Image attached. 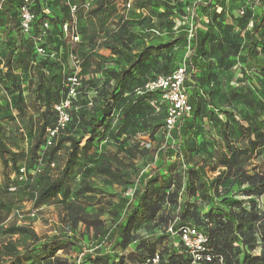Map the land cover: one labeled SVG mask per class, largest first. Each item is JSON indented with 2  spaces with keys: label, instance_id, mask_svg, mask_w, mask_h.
<instances>
[{
  "label": "rangeland",
  "instance_id": "rangeland-1",
  "mask_svg": "<svg viewBox=\"0 0 264 264\" xmlns=\"http://www.w3.org/2000/svg\"><path fill=\"white\" fill-rule=\"evenodd\" d=\"M98 1L100 0H31L27 3L26 0H0V131L8 148L18 157L16 168H12L10 164L4 169L0 163V198L6 206L0 212V264L10 261L5 253V246L14 244L19 251L32 247L33 239L8 233L7 230L15 225L34 229L43 240L60 234L74 237L76 239L74 248L69 253L58 255L61 259H67L68 264H90V256L98 253L109 254L108 264H115L116 256L122 253L119 247H115L107 240L96 239L94 232L89 230L83 222L77 229L73 228V222L67 218V207L64 204L66 192L70 191L71 195L67 202H72L75 192L84 189L82 184L84 178L86 183L96 190V193L84 194L79 206L85 208L87 213L99 212L100 220L103 221L101 227L113 230L114 218L119 213L118 208L132 197L131 193L137 190L140 180L145 175L158 168L160 177L166 178L171 176V171L175 173L178 169L181 158L176 152L175 156L167 159L163 154L167 146L177 145L181 141L183 144L190 143L191 148H188L187 154L183 156H187L193 167L194 165L202 166L208 160L207 146H211V151L223 148L227 153L220 130L210 117L201 123L198 121L195 125L193 114H191L179 122V124L185 123L180 128V138H177L173 132L168 134L165 129L164 106L160 104L163 102L162 96H156L152 102H149L151 110L148 111V119L152 124H161L154 137L149 136L150 131L143 133L141 130L136 133L130 131L121 138L106 135L103 140L96 139L88 160H80V166L88 165L89 167L102 164L107 160L124 172L125 178L122 181L114 182L98 176L87 177L80 174V171H76L71 174L58 198L47 204L38 203V192L48 182L55 180L63 169L69 144L59 145L52 154L48 153L43 161L34 160L31 148L39 127L38 117L42 108L38 98L43 99L47 92L45 89L41 92L37 90L40 73L34 66L30 68V65L26 64L25 57L21 53L28 48L32 49L38 62L49 63L44 66V69L48 77L54 79L47 87L51 97L61 98L63 86L66 88L69 78L75 73L74 60L69 54L70 46L65 43L66 33L49 21L47 23L49 26L46 27L40 15L42 10L47 11L49 16L58 18L59 21L65 16L64 9L68 3H75L80 7L79 12L73 17L75 23L73 35L74 38L79 37L75 41L78 43V48L73 54L78 56L81 64L82 55L92 52L108 59H118L110 51L105 50L103 44L113 41V34L123 26L124 21L129 23L137 44L145 43L154 47H163L160 52L162 56L153 53V57L146 61L145 68L129 84V89L117 103L112 128H116L121 120L119 117L121 108L127 101L143 96L147 91L146 84L163 76L160 73L163 64L173 70V74L176 70L186 67V61L193 54L194 34L202 32L203 36H212L220 42L223 41L225 33H228L230 39L235 42H243L247 38L242 23L245 18L241 13V3L238 0H189L190 2L182 0L185 10L196 3L195 9L191 8L193 17L190 15L186 26L181 23L180 18L172 17L163 7H156L154 1L157 0H150L152 5L140 10L134 9L135 0H129L127 3L123 0H110L106 9L95 14L93 11L97 8ZM166 2L178 6L177 0L173 2L166 0ZM25 4H29L27 8L32 9L35 15L33 33L26 37L21 35L19 25L20 14ZM244 11H251L253 16L252 20L251 18L248 20L247 32L252 30L263 44L264 20L259 19L264 18V0L245 5ZM252 21L257 22L255 30L251 27ZM91 39H93L92 43L88 44ZM18 42L22 44L19 52L16 47ZM41 46H44L46 51L43 56L38 53V48ZM263 47L264 45H261L258 49L259 53L255 56V60L248 58L245 51L234 54V51L226 47L224 51L222 48H217V56H213L210 62L206 63L200 59L195 63L194 75L197 78L204 76L208 68L212 69V75L209 78L210 85L215 89V92L211 94L215 106L210 105L209 112L218 114L226 120L225 110L229 108L227 105L232 90H241L245 86L252 88L261 86L260 83L264 80ZM12 52H14V61L11 65V73L17 78L21 93L15 92L14 84L6 74L8 69L6 62ZM226 63L231 65L230 69L224 68ZM109 67L117 68L114 64L109 63L107 66L100 62L86 67L83 64L81 66L79 75L81 83L89 91L88 101L82 102L87 101L88 108L92 112L104 105L100 99H95L97 95L93 93L95 92L93 86L99 91L103 89L106 78L102 69ZM198 86L196 80L189 76L186 88L190 102H193L199 92ZM18 95L20 99L16 100ZM83 104L81 103L82 106ZM193 105L195 107L194 102ZM242 108L243 106H239L238 110ZM238 110H233V114ZM238 118L239 125H246L240 117ZM233 126L237 128L238 125L233 123ZM97 128L98 131H104L100 124ZM84 129L85 127L81 125L70 126L63 137L70 135L78 138L84 134ZM88 136L89 134L85 135L84 142ZM233 145L242 147L238 137L233 139ZM169 152L167 153L170 154ZM255 164L256 160L253 159L252 165ZM23 168L26 169V176L19 173ZM249 169L251 170L252 167ZM206 170L210 178L219 172L218 170L213 173L212 167ZM228 190L230 191L228 196L244 200L238 185L226 189L225 192ZM185 199L192 201L202 214L216 209L222 201L214 198L212 203H208L198 194L191 197L187 194ZM125 212L126 210H123L121 216H124ZM179 223L180 220H175V224L179 225ZM152 228L151 231L142 229L139 234L146 238L154 235L163 236L157 227Z\"/></svg>",
  "mask_w": 264,
  "mask_h": 264
},
{
  "label": "trees",
  "instance_id": "trees-1",
  "mask_svg": "<svg viewBox=\"0 0 264 264\" xmlns=\"http://www.w3.org/2000/svg\"><path fill=\"white\" fill-rule=\"evenodd\" d=\"M109 1H98L97 8L93 12L97 14L106 9ZM123 1L127 3L129 0ZM171 1L173 2L174 0ZM181 1L177 0L178 6L169 4L166 0H157L154 1V4L156 7H163L172 17L177 19L184 15V3ZM238 2L241 3V7L246 5L240 0ZM68 5L64 9V18L59 21L58 18L49 16L45 10H42L40 15L44 25L49 21L63 30L64 25L69 24L71 29L66 35L65 43L70 46L69 54L72 57L74 55L73 52L78 48V43H75L73 39L72 30L75 27V23ZM133 5L135 10H140L150 7L152 4L150 0H135ZM244 18L245 20L242 23L247 38L243 42L231 40L228 33H225L223 41L220 42L212 36H203L202 32H197L193 35L195 44L192 48L193 54L185 63V86L189 76L193 77L196 80V84L199 85V92L193 100L195 107L193 102L189 100L193 106L194 123L197 125L198 121L201 123L205 119H209V117L212 118L220 130L224 149L227 150V153L224 152L223 148L211 151V146L206 144L208 160L202 166L194 165L193 167L187 156H183V154H187L188 148H191L189 146L190 143L183 144L181 141L177 145L164 148L165 152L163 154L167 159L175 156L176 152L178 153L181 158L178 163V169L175 173L171 171V176L166 178L160 177L158 168L145 175L140 180L139 187L134 192V195L122 207L118 208L119 213L114 218L113 230L101 227L103 221L100 220L99 212L95 214L87 213L85 208L81 205L79 206L84 194L93 195L96 193V190L86 183L84 178L82 180L84 189L75 192L72 202H67L71 196L70 191L64 194L67 218L73 222L74 229H77L79 224L83 222L89 230L94 232L96 239L107 240L115 247L121 249L122 253L116 256L115 264H153V259L158 253L160 256L159 264H190L192 260L191 254L184 247L181 235L178 234L179 229L186 226L198 228L205 234L208 239L209 249L215 256L222 257V264H264V80L258 88L245 86L241 90H232L228 100L229 104L227 105L229 108L225 110V117L227 118L224 120L218 114L214 115L208 111L210 105L215 106L211 97L215 89L210 85L209 78L212 75V69L208 68V72L200 78L194 75V71H196L195 63L200 59L206 63L210 62L213 56H217V48H222V51H224L226 47H229L228 49L234 51V54L245 51L248 58L255 60V56L259 53L258 49L264 43H260L257 34L253 33L252 30L247 32L248 20L250 18L251 20L253 19L251 11H246ZM259 20H264V18ZM256 21L250 23L253 30L256 29ZM19 25L21 35H23L20 21ZM33 30L34 22L31 33H33ZM112 38L113 41L103 44V47L118 59H108L94 52L82 55L84 67L96 62L107 66L109 63L117 66V68L102 69L106 78L102 90L99 91L93 86L95 95H97L95 99H100L104 104L103 107L94 112L88 108L89 91L86 90V86L84 87L82 83L75 106L78 109L72 111V123L62 133L52 138V145H48L50 140L49 130L56 128L59 118L55 107L66 98L69 89L67 86L66 88L63 86L62 89L64 90L61 98L51 97L47 87L54 79L49 78L44 69V66L49 65V63L38 62L37 57L33 55L32 49L28 48L21 53L25 57L26 64H29L30 68L34 66L40 73L37 90L41 92L45 89L47 92L46 97L43 99L38 98L40 101L39 105L42 108H40L38 117L39 127L31 148L34 160L43 161L46 159L47 154H52L53 150L58 148L59 145L69 144L68 156L59 176L55 180L48 182L38 192L37 201L39 204H47V202L58 198L63 188L67 185L71 174L76 171H80V174H84L87 177H104L114 182L122 181L125 178L124 172L118 167H114L107 160L103 161L102 164H95L93 167L79 165L81 159L88 160L91 151L94 149L96 139L103 140L106 135L121 138L129 134L130 131L136 133L140 130L143 133L150 131L148 133L149 136L154 137L160 128L161 124L154 125L148 119V111L151 110L149 102H152L156 96L161 97V91H146L143 96L128 100L126 105L121 108L119 116L121 120L116 128H112L117 103H119L126 90L129 89V84L142 72L146 66V61L153 57V53H156L157 56H162L160 52L163 49L162 46L154 47L145 43L137 44L134 32L131 30L129 23L125 21L123 26L113 34ZM92 41L93 39L88 44H91ZM225 41L226 43L224 44ZM16 47L19 52L22 47L21 42H18ZM13 61L14 52L8 56L6 74L12 80L15 92L21 93L17 78L11 73ZM82 64L79 67V75ZM230 67L229 63L224 65V68L230 69ZM160 73L163 76H171L173 70L163 64ZM111 82L112 86H110ZM19 99L20 95L16 97V100ZM83 100H87L86 103L82 102ZM81 103H84L83 106ZM160 104L164 106L165 119L166 103L162 102ZM239 106H243L242 110H238ZM233 110L238 111L233 114ZM237 116L246 125H239L240 122ZM233 123L238 125L237 128H234ZM99 124L104 128L103 132L98 131L97 127ZM184 124L180 123L172 131L177 138H180V128ZM79 125L85 127L82 136L78 138L70 135L63 137L70 126L78 127ZM86 134H89V136L84 142ZM235 137L240 139L241 148L233 145ZM253 159L256 160L255 165H252ZM0 163L4 169L8 168L10 164L12 168H16L18 163V157L8 148L1 131ZM208 167H212L213 173L219 170L218 174L210 178L206 170ZM249 167H252V169L250 170ZM24 170L26 172V169ZM20 171L19 173L22 175ZM26 175L27 172L24 176ZM235 185L240 187L244 200L228 196L229 190L225 192L226 189H230V187ZM223 188L224 190L222 191ZM187 194L190 197L198 194L200 198L207 200L208 203H212L214 198L222 201L217 205L216 209H212L207 214H202L192 201L185 199ZM5 208L6 206L0 198V212ZM123 210H126V212L124 216H121ZM177 219L180 220L179 225L175 224ZM152 227H157L163 236L154 235L146 238L139 234L140 230L151 231ZM7 231L12 235L18 234L31 238L33 239V244L31 248H27L24 251H19L14 244L5 246L4 250L10 261L2 264H68L67 259H61L58 255L59 253H69L76 245V239L67 234H60L43 240L32 228L15 225ZM131 245H133V248H131ZM109 259V254L98 253L90 256L89 263L108 264ZM214 264H219L217 259H215Z\"/></svg>",
  "mask_w": 264,
  "mask_h": 264
},
{
  "label": "built area",
  "instance_id": "built-area-1",
  "mask_svg": "<svg viewBox=\"0 0 264 264\" xmlns=\"http://www.w3.org/2000/svg\"><path fill=\"white\" fill-rule=\"evenodd\" d=\"M31 0H26V2H30ZM199 1V0H196ZM244 2L246 5H252L253 3L260 2V0H240ZM131 6L130 4H128ZM27 4L23 7V10L20 15V24L21 30L24 36L29 35L33 29V22L35 20V15L30 8H27ZM70 12L72 17L75 16L79 11V6L76 4H69ZM196 7V3L192 7H188L187 10H184V16H180L181 23L185 26L189 22L188 18L193 17V13L191 12V8L193 10ZM241 13L244 14V7H241ZM177 11V10H176ZM182 20H185L182 22ZM45 26L48 27L49 24L45 23ZM69 24L64 25V32L66 35L70 32ZM72 34H74V28L72 30ZM74 37V35H73ZM79 37L73 38L75 41L78 40ZM39 55H45V47L38 48ZM72 59L74 60V75L69 78L67 83V88L69 89L66 98L61 102V104L55 107L58 113V124L56 128L53 130H49V142L48 145H52V138L58 136L62 131L67 129V127L72 123V111L77 110L78 107L75 108L76 103L78 101V97L80 94V88L82 87L81 78L79 76V67L80 60L78 56L72 55ZM186 69L185 67L176 70L174 74L171 76H162L158 79L149 82L146 84V90L149 92H162V101L166 103V117H165V129L168 134H171L173 130L177 128L179 122L182 121L183 118L189 117L193 112V106L189 102V97L187 93V88L185 86V77ZM95 93V92H93ZM22 175L26 174L24 169H21ZM134 195V192L131 193V196ZM170 231H172L170 229ZM178 234L181 235L182 242L184 247H186L191 254V263L190 264H214L215 259L218 260L219 264L223 263L222 257L215 256L212 254L211 249L208 247V239L204 233H202L198 228H192L190 226L181 227L178 231ZM160 256L159 253L156 254L153 259V264H159Z\"/></svg>",
  "mask_w": 264,
  "mask_h": 264
}]
</instances>
